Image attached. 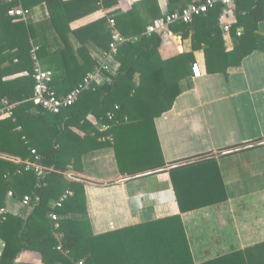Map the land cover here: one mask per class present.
Returning <instances> with one entry per match:
<instances>
[{"label": "trees", "instance_id": "trees-1", "mask_svg": "<svg viewBox=\"0 0 264 264\" xmlns=\"http://www.w3.org/2000/svg\"><path fill=\"white\" fill-rule=\"evenodd\" d=\"M95 1L109 8L120 0ZM203 1L168 0L169 12ZM77 3L75 0H6L0 4V24L6 30V36L0 39V51L4 50L5 42L9 45L10 41H14L12 45L17 43L19 53L16 56L21 55L26 61L21 69L30 72L29 76L4 81L3 77L12 72L0 71V101L4 98L18 103L14 118L0 121V154L26 160L32 156L31 150L35 149L42 156L45 166L59 171L38 180L34 172L19 174L17 171L23 169L22 166L0 157V210L7 206L10 191L14 194L11 200L20 201L22 205L25 196L37 200L27 218L7 215L5 221L0 220V237L5 241L0 264H16L19 256L27 251L40 254L43 264H129L126 252L130 236L125 233V237L122 233L112 236V232L96 236L89 219L66 218L68 214H87L88 206L85 183L69 179L62 173L72 166L76 173L83 174L82 156L100 147L112 146V142L98 140L109 133L114 134L113 145L122 174L141 173L166 165L154 120L172 109L175 100L182 94L181 83L191 76L190 66L192 69L195 63L193 52L162 58L160 49L169 31L183 39L191 38L194 51L205 49L210 72L227 73L230 68H238L255 51H264V0H235L232 11L236 23L229 33L234 42L231 51L227 49L222 28L225 6L221 2H217L207 13L195 17L191 23H177L151 36H143L148 23L142 19L139 8L133 6L128 12L112 18L114 27L111 19L103 18L75 30L83 44L79 50L83 63L78 62L68 37L61 36L65 44L62 57L68 75L66 83L75 84L68 91L76 88L96 65L86 47L87 42L93 41L107 51L114 30L126 38L139 39L120 47L114 56L117 72L108 71V80L84 92L74 106L59 114L49 113L31 100L34 80L31 76L30 36H35L33 26L26 25L20 16H9L8 11L18 7L29 11L43 4L48 7L62 4L70 17ZM142 4L152 13L159 10L158 0H144ZM58 84L54 79L51 82V88L56 93L58 91L57 94ZM109 113L116 115L119 123L113 124L108 133L100 132L89 120L93 117L96 122L109 123ZM73 128L84 131L86 135L80 137ZM92 133L95 135L92 136ZM168 172L182 212L213 205L227 198L213 159L171 168ZM67 190H72L73 196L62 207H54ZM51 212L61 217L58 227L50 218ZM163 221H170L176 227L174 234H182L180 242L183 241L184 245L178 246L176 252H180L176 258H185L189 249L183 225L174 224L171 218L160 222ZM57 234L62 235V250L57 249L60 242ZM158 236L160 240L156 243L160 253L166 251L162 244L167 246L169 253H174L175 242L168 245L169 240L163 241L162 238L166 237L160 231Z\"/></svg>", "mask_w": 264, "mask_h": 264}, {"label": "crops", "instance_id": "crops-1", "mask_svg": "<svg viewBox=\"0 0 264 264\" xmlns=\"http://www.w3.org/2000/svg\"><path fill=\"white\" fill-rule=\"evenodd\" d=\"M5 1L1 0L0 4ZM75 1L78 6L70 17L62 4L50 7L43 4L29 10L28 20L21 18L35 32L34 37L30 36L32 65L35 49L43 68L52 71L53 79L59 82V95L75 85L66 83L68 75L62 57L65 44L61 36L68 37L78 62L83 63L79 54L83 44L75 30L103 18L112 20L133 6L139 8L148 26L169 12L168 0H158L159 10L154 13L146 10L144 0H120L109 8L102 7L100 1ZM221 23L232 26L236 17L228 14ZM5 36V27L0 24V39ZM225 40L228 51L233 50L231 35L225 33ZM13 43H3L4 50L0 51V71L12 72L3 77L4 81L30 75L27 69H21L26 61L21 55L16 56L17 43ZM86 47L97 65V58L105 50L93 41L87 42ZM191 52L200 64L202 75L194 78L190 66L191 76L181 83L182 94L170 111L154 120L166 162L160 168L166 169L122 174L114 141L112 146L86 152L81 163L83 174L76 173L72 166L68 171L75 176L112 183L84 182L88 213L68 214L66 218L89 219L96 236L111 232L112 236L120 233L130 236L126 252L129 264H183L184 261L187 264H264V51L250 54L238 68L216 73L208 70L206 50H193L191 38L183 39L169 31L160 49L163 59ZM117 69L113 65L112 71L116 73ZM106 78L109 79L107 75ZM136 78L138 81L139 76ZM4 100L0 101V107ZM89 120L95 125L93 117ZM73 131L80 137L86 135L78 128ZM105 136L98 140L109 142L101 140ZM212 159L218 166L226 200L182 212L168 172L170 166L176 168ZM5 209L7 215L24 219L32 211L11 198ZM170 218L174 224L183 225L189 249L185 258H176L180 252H176L178 246L184 245L180 242L182 234H174L176 227L170 221L160 222ZM158 231L166 237L163 241L169 240L168 245L175 242L174 253H169L164 244L166 251L160 253L156 243L160 240ZM4 248L5 241L0 237V255ZM16 264L43 263L40 254L27 251L19 256Z\"/></svg>", "mask_w": 264, "mask_h": 264}, {"label": "built area", "instance_id": "built-area-1", "mask_svg": "<svg viewBox=\"0 0 264 264\" xmlns=\"http://www.w3.org/2000/svg\"><path fill=\"white\" fill-rule=\"evenodd\" d=\"M217 2H221L225 6V10L223 13V17L228 14H233V6L235 0H204L202 3H192L182 10L175 11L173 13L167 12L161 18L156 20L153 24L148 26L146 32L143 36H151L155 33L160 32L161 30H166L170 26L177 23H191L195 17L201 16L209 11L210 8L214 7ZM29 11L24 10L22 7L13 8L8 11L9 16H20L26 20H28ZM222 17V18H223ZM111 25L115 26L114 19L111 20ZM223 31L227 34L230 33L231 24H222ZM240 35V33H238ZM139 39V37L134 38H126L121 35L117 30L113 31V40L110 43V49L102 52V55L97 58V65L95 69L90 72L84 80L73 90L68 91L65 94L59 95L54 92L51 88V82L53 80V72L47 69H44L40 63L39 57L37 55V51L33 50V58H34V67L33 72L31 74L34 80V88H33V96L31 100L36 104L40 105L43 110L53 114H59L63 110L68 109L74 106L80 98L83 96L84 92L95 89L98 85L104 83L106 78V73L108 71L113 70L114 65V56H116L120 50V47L128 42H135ZM192 73L194 78H199L202 75V70L200 64L195 62L192 64ZM18 103L10 102L8 99H5L0 107V120L6 118H13L14 111ZM109 123H102V127L98 130L103 133H108L113 128V124H118L119 120L116 115L109 113ZM101 138V137H100ZM104 141L112 142L114 141L113 136L108 134L105 138L101 139ZM31 157L26 160H22L17 157H13L15 164L22 166L23 169L18 170L19 174L23 172H34L38 180L45 178L50 173H59L54 167H47L42 163V156L35 150H31ZM8 160V159H7ZM69 169H72L70 167ZM69 179H75V175L66 171L62 173ZM72 190H67L61 198L54 203V207H62L64 202L70 197L73 196ZM14 196L13 192L10 191L8 193V197L12 198ZM37 200L34 201L32 196H25L23 199V205L29 206L30 208H34ZM7 210L5 208L0 210V220L5 221L7 217ZM50 218L56 222V226L58 227V221L61 217L54 213H50ZM59 239L58 250H62L61 238L62 235L57 234Z\"/></svg>", "mask_w": 264, "mask_h": 264}, {"label": "water", "instance_id": "water-1", "mask_svg": "<svg viewBox=\"0 0 264 264\" xmlns=\"http://www.w3.org/2000/svg\"><path fill=\"white\" fill-rule=\"evenodd\" d=\"M0 157L4 158V159H8V160H13L14 159L13 157L8 156V155H4V154H0ZM172 167H174V166L173 165L170 166V168H172ZM162 169H166V168H159V169H155V170H150V171H147L145 173H140V174L154 173V172H157V171L162 170ZM140 174H137V175H140ZM75 179H77L78 181L90 182V183L99 184V185H107V184H111L112 183V182H108V183L97 182V181H94V180H91V179L84 178L82 176H75Z\"/></svg>", "mask_w": 264, "mask_h": 264}, {"label": "rangeland", "instance_id": "rangeland-1", "mask_svg": "<svg viewBox=\"0 0 264 264\" xmlns=\"http://www.w3.org/2000/svg\"><path fill=\"white\" fill-rule=\"evenodd\" d=\"M95 122V126H96V128H101L102 127V123H100V122H96V121H94Z\"/></svg>", "mask_w": 264, "mask_h": 264}]
</instances>
